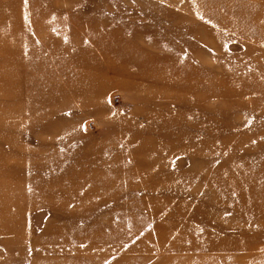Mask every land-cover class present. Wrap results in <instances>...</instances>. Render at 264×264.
Instances as JSON below:
<instances>
[{
    "label": "rangeland",
    "instance_id": "374dc122",
    "mask_svg": "<svg viewBox=\"0 0 264 264\" xmlns=\"http://www.w3.org/2000/svg\"><path fill=\"white\" fill-rule=\"evenodd\" d=\"M0 264H264V0H0Z\"/></svg>",
    "mask_w": 264,
    "mask_h": 264
}]
</instances>
